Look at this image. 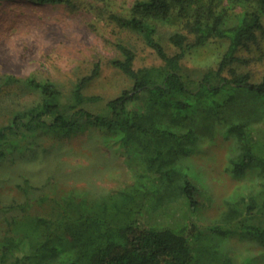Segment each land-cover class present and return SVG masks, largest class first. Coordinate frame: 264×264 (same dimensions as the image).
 I'll use <instances>...</instances> for the list:
<instances>
[{
  "label": "trees",
  "instance_id": "trees-1",
  "mask_svg": "<svg viewBox=\"0 0 264 264\" xmlns=\"http://www.w3.org/2000/svg\"><path fill=\"white\" fill-rule=\"evenodd\" d=\"M222 1L138 0L131 16L111 14L117 26L141 35L164 65L136 69L134 49L118 44L123 59L113 63L134 80V87L110 100L101 113L86 107L101 97L84 93L101 75L100 64L77 83L71 101L54 81L6 77V84L24 82L39 101L0 126V162L37 148L45 136L96 128L108 143L136 153L146 172L129 189L102 200L72 192L57 201L50 215L16 216L0 240V264H236L212 248V235L236 231L264 241V187L238 188L225 200V224L208 233L209 228H198L196 219L200 189L190 178V167L179 163L206 139L213 141L221 127L237 142L226 170L236 176L254 171L264 176V77L254 82L250 73L236 70L243 61L240 52L264 34V0H228L248 5L234 19ZM174 15L186 18L187 33H171L169 40L179 51L170 54L158 38V24ZM216 38L229 41L218 68L193 80L184 70V58ZM25 185L30 195V182ZM181 211L185 214L179 218Z\"/></svg>",
  "mask_w": 264,
  "mask_h": 264
},
{
  "label": "rangeland",
  "instance_id": "rangeland-1",
  "mask_svg": "<svg viewBox=\"0 0 264 264\" xmlns=\"http://www.w3.org/2000/svg\"><path fill=\"white\" fill-rule=\"evenodd\" d=\"M136 1L74 0L72 5H40L31 0H0V126L39 101L24 82L6 84L8 76L21 81L31 77L54 81L71 101L77 83L100 64L101 75L88 83L84 93L101 97L86 104L101 113L110 100L134 87V80L113 63L123 59L118 44L134 49L136 69L162 67L163 60L141 35L110 19L111 14L131 16ZM221 7L234 19L248 5L223 0ZM175 17L158 24V38L170 54L179 51L169 40L171 33H187L186 18ZM228 46V40L216 38L190 51L183 60L185 72L199 81L218 68ZM240 57L243 61L236 64L237 72L250 73L254 82H260L264 77V34L244 48ZM225 75L231 77L229 72ZM105 136L96 128L56 138L45 136L37 148L0 162V240L13 218L50 215L64 195L74 192L97 201L133 186L146 172L143 162L125 147L108 143ZM236 149V139L220 127L213 141L206 139L179 162L190 167V178L200 189L196 219L198 228H209L208 233L225 224V200L238 188L251 185L258 191L264 187L259 171L236 176L226 170ZM26 180L30 195L23 190ZM211 237L215 239L212 248L224 251L236 264H264V241L236 231Z\"/></svg>",
  "mask_w": 264,
  "mask_h": 264
}]
</instances>
